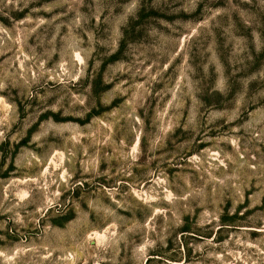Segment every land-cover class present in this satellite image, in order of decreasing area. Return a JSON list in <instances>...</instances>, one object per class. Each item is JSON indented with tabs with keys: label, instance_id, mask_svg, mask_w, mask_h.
<instances>
[{
	"label": "rangeland",
	"instance_id": "1",
	"mask_svg": "<svg viewBox=\"0 0 264 264\" xmlns=\"http://www.w3.org/2000/svg\"><path fill=\"white\" fill-rule=\"evenodd\" d=\"M0 264H264V0H0Z\"/></svg>",
	"mask_w": 264,
	"mask_h": 264
}]
</instances>
